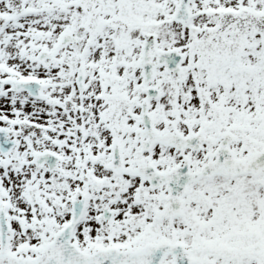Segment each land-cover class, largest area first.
I'll return each mask as SVG.
<instances>
[{
	"label": "snow or ice",
	"instance_id": "snow-or-ice-1",
	"mask_svg": "<svg viewBox=\"0 0 264 264\" xmlns=\"http://www.w3.org/2000/svg\"><path fill=\"white\" fill-rule=\"evenodd\" d=\"M0 264H264V0H0Z\"/></svg>",
	"mask_w": 264,
	"mask_h": 264
}]
</instances>
